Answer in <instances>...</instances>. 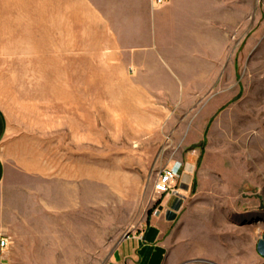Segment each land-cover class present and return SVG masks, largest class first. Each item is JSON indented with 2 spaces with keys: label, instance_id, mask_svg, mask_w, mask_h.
<instances>
[{
  "label": "rangeland",
  "instance_id": "rangeland-1",
  "mask_svg": "<svg viewBox=\"0 0 264 264\" xmlns=\"http://www.w3.org/2000/svg\"><path fill=\"white\" fill-rule=\"evenodd\" d=\"M235 10L236 98L213 116L206 131L210 140L203 141L199 158L200 163L206 156L205 145L213 148L210 162L221 172L214 188L205 184L204 192L210 187L221 203L200 208L220 212L193 213L186 221L183 252L188 258H167L164 264H213L195 256L197 243L203 241L205 249L213 239L226 245L230 222L245 220L234 214L247 206L240 198L257 201L262 195L264 200V185L249 188L230 171L227 155L236 149L244 163V141L222 138L224 133L264 132V0H235ZM99 23L83 0H0V111L7 143L42 164L45 175L76 186L90 182L83 202L86 218L91 217L92 264H108L118 243L160 214L165 197L154 192L158 174L183 171L175 170L176 157L168 150L164 111L155 119L154 109L146 106L149 95L131 91L128 71L107 52L110 37ZM246 98L251 99L248 116L234 115V105ZM191 190L187 196L180 191L184 211L194 201ZM216 231L218 237L211 235Z\"/></svg>",
  "mask_w": 264,
  "mask_h": 264
},
{
  "label": "crops",
  "instance_id": "crops-1",
  "mask_svg": "<svg viewBox=\"0 0 264 264\" xmlns=\"http://www.w3.org/2000/svg\"><path fill=\"white\" fill-rule=\"evenodd\" d=\"M83 2L107 31V52L123 61L131 91L149 95L146 106L154 109L155 119L164 111V129L171 140L168 150L176 157L175 170L182 168L184 196L195 189L194 201L185 211L183 195L180 199L166 196L160 214L152 215L142 232L118 243L107 262L164 264L167 258L184 262L187 219L193 213L220 212L200 208L221 203L210 187L204 192L205 184L214 188L221 170L210 162L213 148L205 145L206 156L200 163L199 158L203 141L210 140L206 131L213 116L236 98L235 0H165L160 7L150 0ZM250 103V98L239 100L234 115L247 117ZM168 124L170 128L165 127ZM6 134L7 122L0 111V238L8 239L7 246L0 247V264H92L91 217L86 218L83 202L86 188L90 195V182L76 186L58 175H45L42 164L7 143ZM222 138L244 141L240 148L244 163L237 159L236 149L227 155L232 157L230 171L247 187L262 190L264 132L224 133ZM262 199V195L257 201L241 197L247 206L234 214L245 220L230 222L227 244L213 239L205 249L202 241L195 256L213 264H264ZM233 202L238 203L236 198Z\"/></svg>",
  "mask_w": 264,
  "mask_h": 264
},
{
  "label": "built area",
  "instance_id": "built-area-1",
  "mask_svg": "<svg viewBox=\"0 0 264 264\" xmlns=\"http://www.w3.org/2000/svg\"><path fill=\"white\" fill-rule=\"evenodd\" d=\"M151 5L155 7H160L165 3V0H151ZM182 177L183 173L174 170H164L159 173L155 184L154 192L160 196H171L176 199H180L183 196L180 194L182 190ZM8 244V239L0 238V247L5 248Z\"/></svg>",
  "mask_w": 264,
  "mask_h": 264
}]
</instances>
